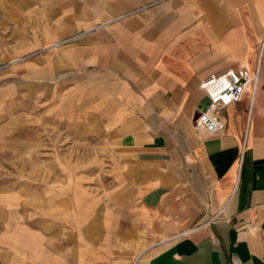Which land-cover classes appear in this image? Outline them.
Listing matches in <instances>:
<instances>
[{"label":"crops","instance_id":"0c3cea01","mask_svg":"<svg viewBox=\"0 0 264 264\" xmlns=\"http://www.w3.org/2000/svg\"><path fill=\"white\" fill-rule=\"evenodd\" d=\"M125 15L0 74L1 148L27 91L107 174L0 181V264H264V0H0V64ZM242 68L256 90L207 135L203 81Z\"/></svg>","mask_w":264,"mask_h":264},{"label":"rangeland","instance_id":"374dc122","mask_svg":"<svg viewBox=\"0 0 264 264\" xmlns=\"http://www.w3.org/2000/svg\"><path fill=\"white\" fill-rule=\"evenodd\" d=\"M88 35L77 41L52 48H48L51 46L49 45L9 59L0 64V74L12 71L48 51L78 43ZM38 102L40 101H37L36 105ZM33 106L34 104L28 100L26 91L16 106L9 104L6 108L5 124H7L6 131L9 133L3 148L0 147V181L10 186L18 183H30L37 186L50 184L52 190L57 191L60 189L57 187L60 183L67 182L69 195L101 194L107 174L99 164L98 158L101 157L93 154L91 141L67 136L65 126L57 122L55 118L47 116L48 114L46 115L41 108L42 104H39L36 111ZM12 142H16L17 146H14ZM28 142L30 147L24 145ZM64 187L66 188V185Z\"/></svg>","mask_w":264,"mask_h":264},{"label":"built area","instance_id":"2783aa9c","mask_svg":"<svg viewBox=\"0 0 264 264\" xmlns=\"http://www.w3.org/2000/svg\"><path fill=\"white\" fill-rule=\"evenodd\" d=\"M127 16L129 15L117 17L90 29H86L59 42L58 46L77 41L83 36L107 28L109 25ZM258 81L259 73L257 72L252 76L245 68L228 70L221 74H211L208 76L203 81V87L209 99V105L205 111L198 114L194 121L195 127L203 130L207 135H220L222 130L219 119L220 112L233 104L239 103L250 87L255 91Z\"/></svg>","mask_w":264,"mask_h":264}]
</instances>
